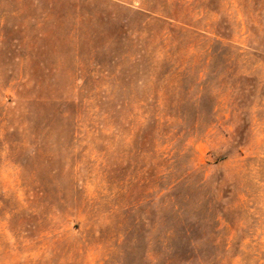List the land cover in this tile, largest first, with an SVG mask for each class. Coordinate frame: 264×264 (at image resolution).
Wrapping results in <instances>:
<instances>
[{
  "label": "rangeland",
  "instance_id": "rangeland-1",
  "mask_svg": "<svg viewBox=\"0 0 264 264\" xmlns=\"http://www.w3.org/2000/svg\"><path fill=\"white\" fill-rule=\"evenodd\" d=\"M160 246L264 264V0H0V264Z\"/></svg>",
  "mask_w": 264,
  "mask_h": 264
},
{
  "label": "trees",
  "instance_id": "trees-1",
  "mask_svg": "<svg viewBox=\"0 0 264 264\" xmlns=\"http://www.w3.org/2000/svg\"><path fill=\"white\" fill-rule=\"evenodd\" d=\"M148 18H150L148 16ZM151 20L161 22L158 18H151ZM189 260L188 253L185 250H176L167 246L159 247L158 264H187Z\"/></svg>",
  "mask_w": 264,
  "mask_h": 264
}]
</instances>
